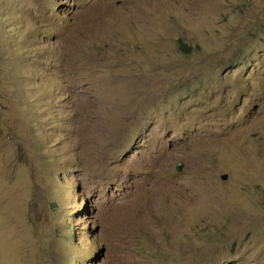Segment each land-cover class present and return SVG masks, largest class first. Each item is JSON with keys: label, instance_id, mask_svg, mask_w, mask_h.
Returning <instances> with one entry per match:
<instances>
[{"label": "rangeland", "instance_id": "rangeland-1", "mask_svg": "<svg viewBox=\"0 0 264 264\" xmlns=\"http://www.w3.org/2000/svg\"><path fill=\"white\" fill-rule=\"evenodd\" d=\"M0 264H264V0H0Z\"/></svg>", "mask_w": 264, "mask_h": 264}, {"label": "trees", "instance_id": "trees-1", "mask_svg": "<svg viewBox=\"0 0 264 264\" xmlns=\"http://www.w3.org/2000/svg\"><path fill=\"white\" fill-rule=\"evenodd\" d=\"M178 49L182 52H189L190 51V46L184 44L180 39L178 41Z\"/></svg>", "mask_w": 264, "mask_h": 264}, {"label": "water", "instance_id": "water-1", "mask_svg": "<svg viewBox=\"0 0 264 264\" xmlns=\"http://www.w3.org/2000/svg\"><path fill=\"white\" fill-rule=\"evenodd\" d=\"M176 169H177L178 171H180V170L182 169V164L179 163V164L177 165ZM221 178H222V179H226V175H223Z\"/></svg>", "mask_w": 264, "mask_h": 264}]
</instances>
